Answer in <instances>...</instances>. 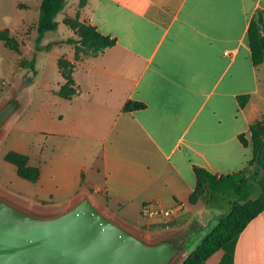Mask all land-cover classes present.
Returning <instances> with one entry per match:
<instances>
[{"label":"crops","instance_id":"1","mask_svg":"<svg viewBox=\"0 0 264 264\" xmlns=\"http://www.w3.org/2000/svg\"><path fill=\"white\" fill-rule=\"evenodd\" d=\"M258 10L264 14V0H66L55 19L70 34L56 42L67 45L56 60L73 64L76 90L69 98L56 93L65 82L57 65L60 78L47 88L34 121L45 136L43 167L14 149L39 167L31 182L44 199L16 196L10 202L51 215L87 195L139 236H173L188 246L231 202L255 199L260 188L253 179L257 166L250 163L249 126L264 114V56L252 63L248 28ZM64 17L92 24L114 44L75 58V43L62 42L73 35ZM242 94L248 97L240 106ZM127 100L145 105L124 111ZM194 166L211 178L190 201ZM226 182L237 196L222 200ZM147 202L180 209L169 221L153 220L141 214ZM133 213L139 224L131 221ZM202 264H264V210L240 231L232 253L217 249Z\"/></svg>","mask_w":264,"mask_h":264},{"label":"water","instance_id":"2","mask_svg":"<svg viewBox=\"0 0 264 264\" xmlns=\"http://www.w3.org/2000/svg\"><path fill=\"white\" fill-rule=\"evenodd\" d=\"M18 105H0V128ZM178 238L147 240L99 210L87 195L51 215L29 212L0 196V264H170Z\"/></svg>","mask_w":264,"mask_h":264},{"label":"rangeland","instance_id":"3","mask_svg":"<svg viewBox=\"0 0 264 264\" xmlns=\"http://www.w3.org/2000/svg\"><path fill=\"white\" fill-rule=\"evenodd\" d=\"M40 1L0 0V30L7 27L9 34L17 39L20 49V52H17L0 40V105L11 97L18 101L17 107L0 128V193L9 201H15L16 196H28L38 201L44 199L37 183L18 176L15 166L4 160L3 155L10 149L23 151L29 155L31 164L43 167L45 136L43 132L34 130V121L41 112V103L47 88L55 87L60 78L56 57L65 51L67 45L55 44L67 33L70 34L67 26L60 23L56 30L46 31L43 38L36 42L35 26ZM59 18L58 14L57 19ZM72 38H78L75 32ZM49 43L52 44L47 52L45 49ZM34 49L40 51L36 52ZM82 54L80 50L79 55ZM18 58H34V71L29 67H22L20 62L17 63ZM224 185L226 188L222 200L237 196L233 184L226 182ZM213 191L211 190V195ZM95 196L98 202L104 201L103 197ZM48 205L45 203L44 208L49 207ZM130 219L137 224L141 220L139 213L131 214ZM199 239L191 236L193 246H183L182 252L175 256L170 264H180L199 243Z\"/></svg>","mask_w":264,"mask_h":264},{"label":"trees","instance_id":"4","mask_svg":"<svg viewBox=\"0 0 264 264\" xmlns=\"http://www.w3.org/2000/svg\"><path fill=\"white\" fill-rule=\"evenodd\" d=\"M66 0H41L38 8V18L36 22V42H39L46 31L57 29L58 21L55 16L63 8ZM63 22L68 24L78 38L69 37L62 42L75 43V58L79 51L83 54H97L105 47L114 44L115 39L100 33L95 26L90 23L81 22L76 17H64ZM0 40L2 43L20 52L19 43L16 38L9 34L7 27L0 30ZM248 41L251 50V60L254 65L259 64L264 56V14L257 11L250 22L248 28ZM53 43V42H52ZM46 49H49V45ZM38 47V46H37ZM61 74L65 78L56 93L59 96L69 98L75 93V87L70 76L73 64L63 57L56 60ZM22 67H29L34 71V58L30 60H20ZM248 95L237 96L239 105L242 106ZM144 103L136 100H127L123 105L124 111L144 107ZM250 141L252 146V159L250 163H255L257 171L254 173V181L259 185L260 193L255 199L244 201L235 200L231 202L227 212L219 218L217 223L200 239L199 243L190 251L180 264H202V262L217 249H223L226 254L233 252L236 238L248 221L257 213L264 210V114L260 120L252 122L249 126ZM239 139L247 143L244 133L239 134ZM4 160L15 166V171L21 178L29 181H36L39 177V167L28 163V156L14 149L8 150L3 155ZM197 183L195 190L190 194V201H195L209 186L211 176L206 170L199 166L193 167Z\"/></svg>","mask_w":264,"mask_h":264},{"label":"built area","instance_id":"5","mask_svg":"<svg viewBox=\"0 0 264 264\" xmlns=\"http://www.w3.org/2000/svg\"><path fill=\"white\" fill-rule=\"evenodd\" d=\"M179 209V204L165 207L157 202H147L141 206V214L153 220L166 222L169 221Z\"/></svg>","mask_w":264,"mask_h":264}]
</instances>
